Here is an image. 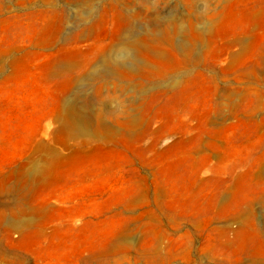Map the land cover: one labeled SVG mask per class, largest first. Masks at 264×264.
Masks as SVG:
<instances>
[{
    "label": "rangeland",
    "instance_id": "374dc122",
    "mask_svg": "<svg viewBox=\"0 0 264 264\" xmlns=\"http://www.w3.org/2000/svg\"><path fill=\"white\" fill-rule=\"evenodd\" d=\"M0 264H264V0H0Z\"/></svg>",
    "mask_w": 264,
    "mask_h": 264
},
{
    "label": "bare ground",
    "instance_id": "6f19581e",
    "mask_svg": "<svg viewBox=\"0 0 264 264\" xmlns=\"http://www.w3.org/2000/svg\"><path fill=\"white\" fill-rule=\"evenodd\" d=\"M101 63H102V62H101ZM103 64H104V63H103ZM67 101H69V100H67ZM71 101H72V100H71ZM74 101H76V100H74ZM69 103H71V102L69 101ZM69 103H68V105H69ZM64 104H65V102H64ZM66 105H67V104H65V106H66ZM71 105H72V104H71ZM71 105H69V106H71ZM73 105H74V103H73ZM65 108H66V107H65ZM65 108H64V109H65ZM69 108H70V107H69ZM69 108H68V109H65V111H67V112H68V111H71V110H70L71 108H70V109H69ZM72 108H73V106H72ZM76 108H77V107H76ZM73 110H74V109H73ZM76 110H77V109H76ZM78 110H79V109H78ZM78 110H77V112H78ZM80 110H81V108H80ZM80 110H79V111H80ZM74 111H75V110H74ZM74 111H72V112L74 113ZM82 111H83V110H82ZM82 111H81V112H82ZM83 112H85V111H83ZM69 114H71V113L69 112ZM75 114H76V113H75ZM78 114H81V113L78 112ZM78 114H77V115H78ZM83 114H85V113H83ZM79 116H81V115H79ZM76 117H77V116H76ZM72 119H74V117L71 118V120H72ZM74 120H76L77 122L79 121V119H78V120H77V119H74ZM87 121H88V120H87ZM81 122H82V121H80L79 123L81 124ZM84 122H85V121H84ZM87 123H88V122H87ZM73 124H74V121H73ZM82 124H83V123H82ZM82 124H81V126L83 127L84 124H83V125H82ZM78 125H79V124H78ZM78 125H77V129L80 128V125H79V126H78ZM84 126H86V125H84ZM74 128H75V126H74ZM84 128H85V129H84ZM84 128H81V129H82V130H83V129H84V130H87V129H88V128H86V127H84ZM81 129H78V130H81ZM73 131H74V130H73ZM87 131H88V130H87ZM87 131H86V133H87ZM90 132H91V131H90ZM80 133H83V134H84V132H81V131H80ZM88 133H89V131H88ZM88 133H87V134H88Z\"/></svg>",
    "mask_w": 264,
    "mask_h": 264
}]
</instances>
